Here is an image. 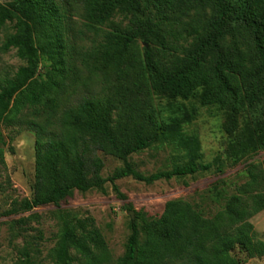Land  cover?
<instances>
[{"label":"trees","instance_id":"1","mask_svg":"<svg viewBox=\"0 0 264 264\" xmlns=\"http://www.w3.org/2000/svg\"><path fill=\"white\" fill-rule=\"evenodd\" d=\"M80 2L87 29L110 28L103 35L101 58L133 88L117 99H82L59 116L66 11L55 0H15V11L0 7V27L9 23L14 30L1 50H14L25 63L11 77L0 78V124L18 121L25 110H34L40 120L28 123L36 133L35 176L32 196L20 203V212L59 207L74 192L103 191L106 184L124 200L116 184L124 178L152 185L209 171L211 164L198 163L194 148L186 150V163L172 170L144 175L135 169L131 156L166 136L165 127L136 98L146 86L159 85L174 98H188L202 89L204 105H218L232 119L248 110L257 116V125H264V0ZM172 8L178 10H166ZM117 16L127 21L125 27L113 21ZM31 26L37 27L33 38ZM41 57L52 64L56 79L39 78ZM4 145L0 133V157ZM98 152L113 156L122 167L103 178ZM253 169L211 218L176 200L166 203L158 219L131 222L118 264H239L231 256L237 246L251 258L264 255V243L256 240L248 222L264 210V163L260 173ZM221 181L219 177L212 185L216 198L222 197L216 188ZM53 254L54 264L108 262L106 242L93 220L68 211L60 212Z\"/></svg>","mask_w":264,"mask_h":264},{"label":"rangeland","instance_id":"2","mask_svg":"<svg viewBox=\"0 0 264 264\" xmlns=\"http://www.w3.org/2000/svg\"><path fill=\"white\" fill-rule=\"evenodd\" d=\"M55 1L66 11L67 18L63 22L65 69L57 92L60 100L57 116L82 99H117L129 93L133 88L131 82L119 80L101 58L100 45L110 28L103 26L97 32L87 29L81 18V0ZM0 7L15 11V0H0ZM113 21L121 27L127 24L120 16ZM36 30V26H31V38ZM13 33L12 24L0 27V78L11 77L25 64L14 50H1ZM137 47L142 52L144 45L139 42ZM51 65L46 58H40V79H56ZM136 98L166 129L160 144L131 156L138 172L150 175L183 165L188 148L196 150L198 163L211 164V169L152 185L132 178L121 179L116 184L124 200L106 184L103 191L74 192L59 207L20 212V203L32 196L35 176L36 133L28 123L40 122L34 110H25L18 115V121L0 124L5 142L4 154L0 157V264H54L59 215L65 211L78 219L91 218L106 242L107 264H118L126 252L131 222L141 225L143 221L158 219L166 203L176 200L189 203L204 218H211L224 209L226 200L236 194V188L249 180L251 167L257 174L263 170L264 125H257L258 118L251 111L243 110L232 119L220 106L204 105L202 89L188 98H174L159 85H149ZM261 120L264 122V117ZM97 155L103 162V178L112 176L122 167V162L108 153L98 152ZM219 177L223 181L216 188L222 197L216 198L212 185ZM248 222L253 226L256 240L264 243V210ZM140 242H143V234ZM231 256L239 264H264V255L251 258L238 246ZM167 264L180 262L168 261Z\"/></svg>","mask_w":264,"mask_h":264}]
</instances>
